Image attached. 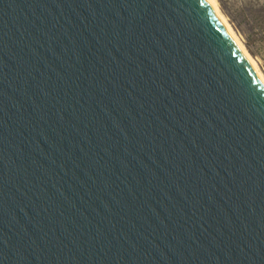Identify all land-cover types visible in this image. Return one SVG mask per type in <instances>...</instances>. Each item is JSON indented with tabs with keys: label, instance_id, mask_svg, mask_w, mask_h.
Wrapping results in <instances>:
<instances>
[{
	"label": "water",
	"instance_id": "95a60500",
	"mask_svg": "<svg viewBox=\"0 0 264 264\" xmlns=\"http://www.w3.org/2000/svg\"><path fill=\"white\" fill-rule=\"evenodd\" d=\"M0 264H264V83L208 0H0Z\"/></svg>",
	"mask_w": 264,
	"mask_h": 264
},
{
	"label": "rangeland",
	"instance_id": "374dc122",
	"mask_svg": "<svg viewBox=\"0 0 264 264\" xmlns=\"http://www.w3.org/2000/svg\"><path fill=\"white\" fill-rule=\"evenodd\" d=\"M216 1L264 77V0Z\"/></svg>",
	"mask_w": 264,
	"mask_h": 264
},
{
	"label": "bare ground",
	"instance_id": "6f19581e",
	"mask_svg": "<svg viewBox=\"0 0 264 264\" xmlns=\"http://www.w3.org/2000/svg\"><path fill=\"white\" fill-rule=\"evenodd\" d=\"M210 2V4L212 5V7L216 10V12L218 13V15L221 17L222 21L224 22L225 26L227 27V29L230 31V33L233 35V37L235 38L236 42L238 43V45L241 47L242 51L245 53V55L247 56L248 60L250 61V63L252 64V66L254 67V69L256 70L257 74L259 75V77L261 78V80L264 83V77L262 75V73L260 72V70L258 69V67L256 66V63L254 61V59L250 56V54L247 52L246 48L244 47V45L241 43L240 39L238 38L237 34L235 33V31L233 30L232 26L230 25V23L228 22L227 18L225 15L222 14V12L220 11L218 5H217V1L216 0H208ZM258 65V64H257Z\"/></svg>",
	"mask_w": 264,
	"mask_h": 264
}]
</instances>
